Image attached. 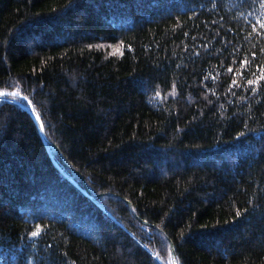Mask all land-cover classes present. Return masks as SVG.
<instances>
[{
    "label": "trees",
    "instance_id": "16d2710c",
    "mask_svg": "<svg viewBox=\"0 0 264 264\" xmlns=\"http://www.w3.org/2000/svg\"><path fill=\"white\" fill-rule=\"evenodd\" d=\"M258 20L260 0H0V264H264Z\"/></svg>",
    "mask_w": 264,
    "mask_h": 264
},
{
    "label": "snow or ice",
    "instance_id": "6c2138e0",
    "mask_svg": "<svg viewBox=\"0 0 264 264\" xmlns=\"http://www.w3.org/2000/svg\"><path fill=\"white\" fill-rule=\"evenodd\" d=\"M260 2H261V4H264V0H260ZM257 26H258V28L260 30H262L261 34H264V20H258L256 24L252 25V28H253L254 32L257 31ZM89 47H92V45H89ZM260 51L262 53H264V48H261ZM252 55L255 56L256 53L253 52ZM240 63H241V66L243 67V66L249 65L250 62L247 61V60H242ZM228 70L229 71L232 70L231 66L229 67ZM259 71H260L261 75H256L255 79H248L246 81V83L250 84V85H257L258 81L264 80V65H260L259 66ZM233 84H235V81H233ZM256 91H257V88L253 87L252 88V92H256ZM6 94L7 93L4 90H0V96L6 95ZM14 94L19 95V93L15 92V90H14ZM156 95H160V93L157 92ZM23 99L25 101H27V105L28 106L32 105L31 99H29L27 96H24ZM32 112L35 113V121L39 122V129H40L41 132H43L44 129H45V122L41 120V115L38 112H36L35 107H32ZM242 135H243V133H241V132H237L236 133L237 137H241ZM240 215H241V211L238 210L237 213H236V216H240ZM37 227L39 228V226H37ZM37 234H38L37 231H32V232L29 233V235H32V236H36ZM153 255H155V253H153Z\"/></svg>",
    "mask_w": 264,
    "mask_h": 264
},
{
    "label": "water",
    "instance_id": "95a60500",
    "mask_svg": "<svg viewBox=\"0 0 264 264\" xmlns=\"http://www.w3.org/2000/svg\"><path fill=\"white\" fill-rule=\"evenodd\" d=\"M174 264H176V263L174 262Z\"/></svg>",
    "mask_w": 264,
    "mask_h": 264
}]
</instances>
